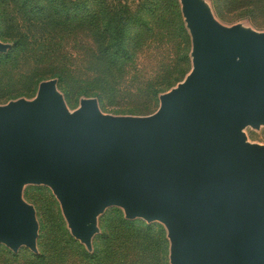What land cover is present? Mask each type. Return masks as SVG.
Instances as JSON below:
<instances>
[{
    "label": "water",
    "instance_id": "95a60500",
    "mask_svg": "<svg viewBox=\"0 0 264 264\" xmlns=\"http://www.w3.org/2000/svg\"><path fill=\"white\" fill-rule=\"evenodd\" d=\"M191 70L148 116L69 111L57 81L0 105V244L37 253L25 186L49 188L88 251L108 208L160 223L169 264H264V32L224 26L202 0H179ZM10 45L0 41V53Z\"/></svg>",
    "mask_w": 264,
    "mask_h": 264
},
{
    "label": "rangeland",
    "instance_id": "374dc122",
    "mask_svg": "<svg viewBox=\"0 0 264 264\" xmlns=\"http://www.w3.org/2000/svg\"><path fill=\"white\" fill-rule=\"evenodd\" d=\"M77 1V0H74ZM109 4H126L136 16L138 25H134L131 35V57L128 60L112 63L100 53L103 45L97 32L91 25L84 28L68 27L64 30L49 26L46 30L39 27L26 29L23 23L22 34L29 36L32 44L22 45L19 51H13L9 57L0 58V105L18 99L32 100L42 81L55 79L57 90L63 96L69 111L79 107L80 100L94 98L98 101L100 111L112 116H148L159 107L160 95L175 88L186 75L181 71L187 67L189 60L191 70V37L181 13L179 0H105ZM211 10L215 19L224 26L240 25L243 28L258 30L253 24L242 19L235 22L226 21L215 15L212 0H202ZM151 8V12H148ZM96 8L93 7V11ZM0 12L11 23L8 35L16 36L19 29L17 22L25 17L10 0H0ZM229 16V15H228ZM37 20L34 18V21ZM36 24V23H34ZM39 25V24H38ZM0 41L12 43L0 36ZM56 72H63V83ZM181 81L176 83L175 79ZM172 83V87L168 84ZM157 88L167 90L154 97ZM8 96H18L10 98ZM146 114V115H145ZM247 142L264 146V127L243 130ZM23 200L32 205L38 222L37 253L21 247L16 253L0 244V264H107L109 258L88 260L82 255V246L92 254L96 246L101 256L106 242L114 238L119 231V220L113 214L116 207L108 208L97 219L98 232L92 238V249L76 240L70 233L62 215L60 205L52 191L45 186L27 185L22 192ZM127 220V219H125ZM105 221V223H104ZM145 225L161 226L160 223ZM63 222V223H61ZM74 240L71 241V239ZM116 246V241H111ZM41 256L36 258L35 256ZM97 261V262H96ZM117 264V263H113ZM120 264V263H118ZM139 264H149L147 262ZM153 264V263H152ZM169 264V241H168Z\"/></svg>",
    "mask_w": 264,
    "mask_h": 264
},
{
    "label": "trees",
    "instance_id": "16d2710c",
    "mask_svg": "<svg viewBox=\"0 0 264 264\" xmlns=\"http://www.w3.org/2000/svg\"><path fill=\"white\" fill-rule=\"evenodd\" d=\"M22 13L25 19L17 22L16 36L8 35L11 23L0 12V36L6 42L12 43V48L6 56L0 54V58L9 57L14 51L23 48L22 45L32 44L28 41L29 36L22 34L23 23L26 29L39 27L46 30L49 26L54 29L64 30L68 27L84 28L91 25L97 32L100 43L103 45L100 53L110 59L112 63L128 60L131 57V33L134 25H138L135 15L130 12L126 4L118 2V5L107 3L105 0H10ZM215 15L226 21L235 22L242 19L249 20L258 30H264V0H212ZM93 7L96 9L93 11ZM148 8V12H151ZM229 15V16H228ZM34 18L37 20L34 21ZM36 23V24H34ZM39 24V25H38ZM190 71L189 60L187 67L181 71L186 75ZM63 72H56L53 77L63 83ZM176 83L181 80H174ZM172 87V83L168 84ZM162 88L154 91V97L166 92ZM18 96H8L17 98ZM1 99V98H0ZM146 115V114H145ZM113 214L119 220V231L110 241L106 242V248L101 256V250L96 246L94 252L89 254L82 246V255L88 260L109 258L107 264H168V241L165 231L161 226L145 225L139 221H127L122 212L113 210ZM63 223V222H61ZM105 223V221H104ZM71 241L72 238H70ZM111 241L117 245L112 246ZM40 258L41 256H35ZM102 260V259H101ZM97 262V261H96Z\"/></svg>",
    "mask_w": 264,
    "mask_h": 264
}]
</instances>
